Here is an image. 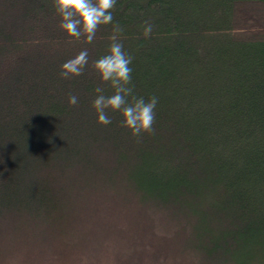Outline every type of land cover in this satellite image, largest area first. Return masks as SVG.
I'll return each mask as SVG.
<instances>
[{
	"label": "trees",
	"instance_id": "trees-1",
	"mask_svg": "<svg viewBox=\"0 0 264 264\" xmlns=\"http://www.w3.org/2000/svg\"><path fill=\"white\" fill-rule=\"evenodd\" d=\"M112 14L69 44L53 0H0V264L23 248L49 264H264V0H116ZM117 25L133 95L158 100L141 138L92 108ZM85 48L84 73L61 79Z\"/></svg>",
	"mask_w": 264,
	"mask_h": 264
},
{
	"label": "clouds",
	"instance_id": "clouds-1",
	"mask_svg": "<svg viewBox=\"0 0 264 264\" xmlns=\"http://www.w3.org/2000/svg\"><path fill=\"white\" fill-rule=\"evenodd\" d=\"M116 0H53L56 15L59 17V28L69 38L67 43L82 42L92 44L101 26L113 22L112 10ZM153 26L145 22L143 35L149 37ZM122 29L117 25L110 37L111 44L106 55L97 59L93 68L98 75L101 86H97L96 98L92 108L97 117V123L107 126L112 123L110 113H119L121 127L128 130L133 137L141 138L152 134L155 121V109L158 103L156 97L145 100L133 95L131 83L132 69L129 66L132 57L123 50L119 39ZM89 63V53L85 48L73 58L61 65L60 78L64 80L79 77L84 73ZM112 89V94L106 96L102 85ZM78 97L72 95L68 103L78 105Z\"/></svg>",
	"mask_w": 264,
	"mask_h": 264
},
{
	"label": "rangeland",
	"instance_id": "rangeland-1",
	"mask_svg": "<svg viewBox=\"0 0 264 264\" xmlns=\"http://www.w3.org/2000/svg\"><path fill=\"white\" fill-rule=\"evenodd\" d=\"M100 250H103V243H99L97 246ZM108 249V248H107ZM113 255L111 253L100 252L96 255H91L90 258L79 259L78 256H72L69 260H73L77 264H111L113 261ZM4 264H49L45 256H38L36 252H32V248H23L20 250H14L10 252L6 257Z\"/></svg>",
	"mask_w": 264,
	"mask_h": 264
}]
</instances>
